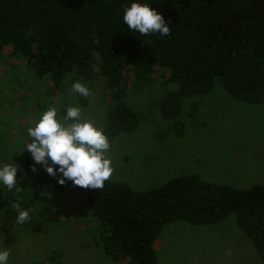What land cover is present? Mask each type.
Here are the masks:
<instances>
[{
    "label": "trees",
    "instance_id": "obj_1",
    "mask_svg": "<svg viewBox=\"0 0 264 264\" xmlns=\"http://www.w3.org/2000/svg\"><path fill=\"white\" fill-rule=\"evenodd\" d=\"M129 0H0V60L18 55L36 78L59 89L67 78L98 81L108 107L102 130L111 141L132 134L137 114L125 103L128 82L148 86L158 74L175 91L159 101L166 134L182 135L180 99L219 86L235 100L264 101V0H141L161 13L168 36L141 35L122 21ZM22 156L20 175L78 199L105 256L127 264H158L153 243L165 225H213L229 215L264 262V187L234 188L180 175L135 190L106 180L100 189L63 185ZM7 189L6 201L15 198Z\"/></svg>",
    "mask_w": 264,
    "mask_h": 264
},
{
    "label": "rangeland",
    "instance_id": "obj_2",
    "mask_svg": "<svg viewBox=\"0 0 264 264\" xmlns=\"http://www.w3.org/2000/svg\"><path fill=\"white\" fill-rule=\"evenodd\" d=\"M79 81L89 96L72 91ZM160 74L148 86L128 82L125 103L137 114L132 134H119L105 152L112 162L111 181L135 190L155 187L180 175L231 186L264 187V101L235 100L219 86L201 97L181 98L179 136L166 134L169 123L159 110L161 98L175 91ZM106 88L98 81L70 76L59 89L48 78H36L18 55L0 60V163L17 164L18 183L11 202L30 209V219L16 223L17 212L0 186V248L10 250L9 264H127L108 259L92 236V222L70 194L48 190L20 175L28 127L50 106H76L81 120L102 130L108 107ZM32 160V158H31ZM40 166L36 164V167ZM42 192H47L50 195ZM46 200L45 207L42 201ZM158 264H264L250 241L237 228L233 215L213 225L194 226L174 221L164 226L153 243Z\"/></svg>",
    "mask_w": 264,
    "mask_h": 264
},
{
    "label": "clouds",
    "instance_id": "obj_3",
    "mask_svg": "<svg viewBox=\"0 0 264 264\" xmlns=\"http://www.w3.org/2000/svg\"><path fill=\"white\" fill-rule=\"evenodd\" d=\"M122 21L130 31L141 35L168 36L170 33L162 14L141 0H129L123 7ZM71 88L82 96L90 95L89 88L79 81L73 82ZM27 136L30 139L23 149L32 158L31 170L36 171V164L43 166L46 173L55 177L60 185L71 181L74 186L96 190L104 186L113 172L112 162L105 155L110 148L108 137L91 122L81 120L79 107H67L63 115L58 108L48 107L28 127ZM17 171L16 163H0V186L19 193L22 188L18 183ZM39 200L45 207L46 200ZM11 207L17 212V224L22 225L30 219V209H23L15 202L11 203ZM9 257V248H0V264H9Z\"/></svg>",
    "mask_w": 264,
    "mask_h": 264
}]
</instances>
